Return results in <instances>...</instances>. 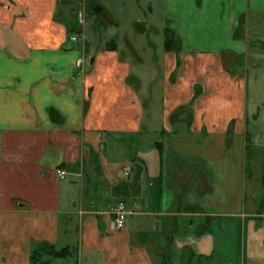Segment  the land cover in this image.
I'll list each match as a JSON object with an SVG mask.
<instances>
[{
	"label": "crops",
	"instance_id": "crops-1",
	"mask_svg": "<svg viewBox=\"0 0 264 264\" xmlns=\"http://www.w3.org/2000/svg\"><path fill=\"white\" fill-rule=\"evenodd\" d=\"M164 1L158 35L140 0L119 1L139 26L124 50L72 30L76 0H0V264H35L45 244L68 250L50 264H215V229L232 224L224 264H264V208L243 206L264 0ZM119 199L132 207L121 229Z\"/></svg>",
	"mask_w": 264,
	"mask_h": 264
},
{
	"label": "rangeland",
	"instance_id": "rangeland-1",
	"mask_svg": "<svg viewBox=\"0 0 264 264\" xmlns=\"http://www.w3.org/2000/svg\"><path fill=\"white\" fill-rule=\"evenodd\" d=\"M76 0V3L73 6H71L69 9H71L72 12L70 13V24L75 29H78V32L82 33V36L84 34V40L85 41H98L99 44H103L104 40L109 41L110 44H116V40H120L121 48L126 50V47L129 46V44H125L127 42V37H125V34L127 33V30L130 31L131 28H128V25L131 26H138V24H134V15L132 10L134 9L132 6L128 5V2H126V6L119 5L120 0ZM128 1V0H127ZM149 1V7H147V3ZM164 0H140V9L134 13L136 14V18H139L140 23L143 20V16H147V18L150 16L149 23L150 28L153 30H156V33L158 35L159 30L162 29V22H165L164 20ZM123 11H120V10ZM75 10V14H74ZM144 13V14H143ZM75 24V25H74ZM79 24V27H78ZM98 28L101 30H98ZM105 29L104 30H102ZM133 30V28H132ZM102 31H104L102 33ZM264 31V30H263ZM119 32L120 37L115 38H109V36L112 33ZM240 32V31H239ZM236 31L237 33H239ZM153 35H156L154 32H152ZM118 34V33H117ZM116 34V36H117ZM135 39L140 42L142 40L141 37H138ZM175 36H169L167 39V44L170 46V50L172 48H176L175 46ZM160 36H153L149 40L153 46H157L158 49L161 47L159 45L160 43ZM163 44L166 40V38L162 37ZM108 43V44H109ZM137 46H139V49H142L143 43H138ZM141 53L142 50H139ZM139 54V53H138ZM143 55V54H142ZM252 58L250 57V54L247 56V64L249 66H254L258 63V60L254 58V55L251 54ZM132 56V55H131ZM140 56V54H139ZM137 57V56H136ZM141 57V56H140ZM135 62V60H134ZM259 65V64H258ZM256 65V66H258ZM260 66V65H259ZM264 66V65H263ZM252 68V69H253ZM250 69L249 72L252 70ZM264 70V67H263ZM249 74V73H248ZM251 80V78L249 79ZM252 84L249 86L248 93L251 95L250 97H255L259 99V102H250V106L253 107L250 118L248 117V129L245 133V144L248 147V152L246 157V176L243 181V190H244V198H243V206L244 210L247 212L248 218H256V214H252L255 211H258V207L264 208V122L263 127L260 129L255 127L253 124H255L252 121V118H257V115L259 113V110H264V82H255L251 80ZM262 100V101H261ZM261 101V102H260ZM264 115V113H263ZM264 118V117H263ZM262 118V120H263ZM250 119V121H249ZM257 129V130H256ZM204 166H194L189 165L187 168H195L198 170V173L202 171V168ZM197 171L194 172V174H198ZM115 204V203H114ZM114 204H111L114 205ZM130 207V212L126 216V221L129 215L132 214V207L128 203ZM110 210V209H109ZM256 213V212H255ZM110 214L112 217V224H113V218L114 215L112 214L110 210ZM126 224V222H125ZM124 224V226H125ZM123 226V227H124ZM122 227V228H123ZM215 237L217 239V245H216V253L213 261L215 264H224L225 261L228 258H231L232 252L234 251L235 247V241H236V230L235 225L232 224L228 226L227 229H225V226H223L221 229H215ZM56 250L55 247H50L45 244L39 245V247L33 252L34 259L36 260L35 264H50L51 259L49 258L50 251ZM44 254V255H43ZM43 255V258H40V256ZM219 258V259H218ZM50 259V260H49ZM217 259L219 260L217 262ZM56 262H53V264H62L63 261L61 260H55Z\"/></svg>",
	"mask_w": 264,
	"mask_h": 264
},
{
	"label": "built area",
	"instance_id": "built-area-1",
	"mask_svg": "<svg viewBox=\"0 0 264 264\" xmlns=\"http://www.w3.org/2000/svg\"><path fill=\"white\" fill-rule=\"evenodd\" d=\"M78 37V34L72 35V39L75 40ZM57 175L60 178H63L64 172L61 169L56 170ZM110 210L112 214L114 215L113 218V225L117 229H121L125 222H126V216L130 212V207L128 205V202L123 199H119L115 202L114 205L110 206Z\"/></svg>",
	"mask_w": 264,
	"mask_h": 264
},
{
	"label": "trees",
	"instance_id": "trees-1",
	"mask_svg": "<svg viewBox=\"0 0 264 264\" xmlns=\"http://www.w3.org/2000/svg\"><path fill=\"white\" fill-rule=\"evenodd\" d=\"M167 39H168V37L165 40V48L167 50H170V46H169V44H167ZM33 252H32V258H34ZM67 252H68V250L64 248L61 250L50 251V255L53 257H61V256H66Z\"/></svg>",
	"mask_w": 264,
	"mask_h": 264
}]
</instances>
